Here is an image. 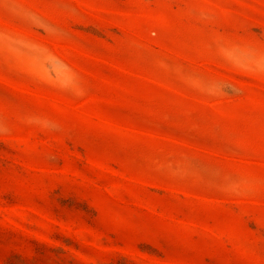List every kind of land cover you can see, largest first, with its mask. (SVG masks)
Returning a JSON list of instances; mask_svg holds the SVG:
<instances>
[{"label": "rangeland", "instance_id": "obj_1", "mask_svg": "<svg viewBox=\"0 0 264 264\" xmlns=\"http://www.w3.org/2000/svg\"><path fill=\"white\" fill-rule=\"evenodd\" d=\"M0 264H264V0H0Z\"/></svg>", "mask_w": 264, "mask_h": 264}]
</instances>
